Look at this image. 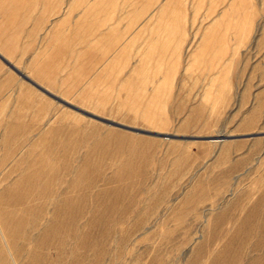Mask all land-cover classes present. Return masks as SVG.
<instances>
[{
    "label": "rangeland",
    "instance_id": "1",
    "mask_svg": "<svg viewBox=\"0 0 264 264\" xmlns=\"http://www.w3.org/2000/svg\"><path fill=\"white\" fill-rule=\"evenodd\" d=\"M130 5L0 0V264H264V0H185L178 60H143L156 7ZM59 20L129 60L79 65L96 89L40 86Z\"/></svg>",
    "mask_w": 264,
    "mask_h": 264
},
{
    "label": "crops",
    "instance_id": "2",
    "mask_svg": "<svg viewBox=\"0 0 264 264\" xmlns=\"http://www.w3.org/2000/svg\"><path fill=\"white\" fill-rule=\"evenodd\" d=\"M184 1L131 0L134 7L130 6L136 19L141 15L145 16L146 13L152 12L156 7L153 10V12L156 11V14L147 16V23L143 26H147L146 30L149 29V26L155 29V33L157 34L155 40L158 43L155 46H150L148 49L146 47L142 48L143 60H176V58L178 60L179 50L183 45L182 37L185 25ZM56 22L55 24L52 22L48 26L43 37L39 40V49L36 50L34 47L33 78L35 82H41L40 86L46 89L57 90V95H69L66 92L67 89L76 91H83L85 88L96 89L98 79L95 80L83 74H77L79 72V65L82 67L87 60H129V49L133 48L132 43L128 44L129 48L125 46L119 49L117 47L118 42L115 46L113 44L114 47L112 45L108 46V39H104V44L96 41L98 33L96 30L89 33V31L84 30L87 29V26L83 24L77 27L71 23L67 24L63 20ZM141 30L135 34L134 37L136 39L142 38L146 32L145 30L142 33ZM105 32L107 30L102 33ZM110 34L118 36L116 39H121L119 32L117 34ZM48 75L49 78L47 77Z\"/></svg>",
    "mask_w": 264,
    "mask_h": 264
},
{
    "label": "water",
    "instance_id": "3",
    "mask_svg": "<svg viewBox=\"0 0 264 264\" xmlns=\"http://www.w3.org/2000/svg\"><path fill=\"white\" fill-rule=\"evenodd\" d=\"M11 68H13V67L11 66ZM13 70L16 73H18L22 78H24L25 80L30 82L33 86H35L39 90H41L44 94H46L47 96H49L51 98H54L49 92H47L46 90H43L42 88H40L36 84H34L32 81L28 80L24 75L20 74L15 68H13ZM54 99L57 100L56 98H54ZM68 107H69V105H68ZM70 108H72V106ZM91 117L96 119V120H98V121H100V122H102V123L110 125V126H114V127H117V128L123 129V130H127V131H130V132H135V133H138V134L148 135V136H152V137L167 138V139L182 140V141H190V140L213 141L214 140L213 138H209V137H181V136H174V135H163V134H159V133H155V132H149V131H145V130H139V129H136V128H131V127H128V126H125V125H122V124H118V123H115V122H112V121L104 120L102 118H98V117H95V116H92V115H91ZM257 135H260V134H252L251 136H257ZM229 138L230 137H225L226 140H228Z\"/></svg>",
    "mask_w": 264,
    "mask_h": 264
}]
</instances>
